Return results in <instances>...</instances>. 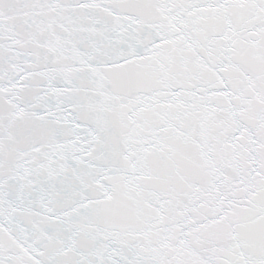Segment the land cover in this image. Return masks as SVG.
<instances>
[{"label": "snow or ice", "instance_id": "6c2138e0", "mask_svg": "<svg viewBox=\"0 0 264 264\" xmlns=\"http://www.w3.org/2000/svg\"><path fill=\"white\" fill-rule=\"evenodd\" d=\"M0 264H264V0H0Z\"/></svg>", "mask_w": 264, "mask_h": 264}]
</instances>
